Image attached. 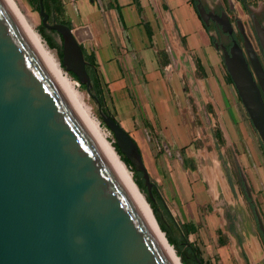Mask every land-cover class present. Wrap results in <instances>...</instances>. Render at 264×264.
Wrapping results in <instances>:
<instances>
[{"label":"water","instance_id":"1","mask_svg":"<svg viewBox=\"0 0 264 264\" xmlns=\"http://www.w3.org/2000/svg\"><path fill=\"white\" fill-rule=\"evenodd\" d=\"M196 8L206 24L210 17L229 24L225 13L200 1ZM40 13L63 38V65L91 90L82 45L89 28L49 23L44 0ZM246 47L253 71L236 44L224 63L264 143V68ZM100 111L152 195L137 142ZM0 264H180L145 197L10 0H0Z\"/></svg>","mask_w":264,"mask_h":264},{"label":"rangeland","instance_id":"2","mask_svg":"<svg viewBox=\"0 0 264 264\" xmlns=\"http://www.w3.org/2000/svg\"><path fill=\"white\" fill-rule=\"evenodd\" d=\"M15 1L49 51L59 60L62 69L71 78L84 103L100 121L104 133L116 149L115 134L101 115L100 109L105 108L96 98L93 87L88 90L87 85L77 80L63 65V38L59 32L43 24L40 1ZM224 1L223 4L214 1L209 4L224 6L233 17L243 21L250 20L248 11L264 10V0H249L247 4L250 10L242 6L243 2ZM190 2L196 10L195 3L192 0ZM46 11L50 15L49 23L68 21L62 10L57 9L52 13ZM208 46L210 52L206 53L205 58L209 65L212 64L216 76L222 77L230 86L228 91L224 90V96L227 100H235L240 120L233 116L230 108L225 116L217 111L215 99L212 98L215 95L209 81L205 79L203 67L199 68L201 60L196 54H190L188 59L193 65V82L183 79L181 83L183 92L197 94L195 98L187 96L181 109L183 124L180 125L191 138L187 146L179 147L167 141L162 136L160 124L151 125L147 116L141 113L142 110L136 116L119 114L112 92L104 82L109 109L116 114L119 123L140 148L154 183L152 195L142 172L132 165L127 166L149 203L160 229L182 262L185 258L187 264H198L196 258H203L204 264H264V237L253 209L255 205L264 220V143L229 78L221 52L215 49L210 37ZM129 93L131 100H134L137 92L131 90ZM240 171L252 189L250 198L247 197ZM188 223L194 224L197 231L188 233L184 225Z\"/></svg>","mask_w":264,"mask_h":264},{"label":"crops","instance_id":"3","mask_svg":"<svg viewBox=\"0 0 264 264\" xmlns=\"http://www.w3.org/2000/svg\"><path fill=\"white\" fill-rule=\"evenodd\" d=\"M62 1L72 28H89L91 37L82 45L89 55L94 54L119 114L136 116L142 110L151 125L160 124L167 141L187 146L191 138L180 125L181 109L187 96L197 94L183 92L181 83L183 79L193 82V65L188 59L196 54L215 95L217 111L225 116L230 108L240 120L235 100L224 96L230 86L216 76L205 58L210 52L209 37L190 0ZM131 90L137 92L134 100Z\"/></svg>","mask_w":264,"mask_h":264},{"label":"flooded vegetation","instance_id":"4","mask_svg":"<svg viewBox=\"0 0 264 264\" xmlns=\"http://www.w3.org/2000/svg\"><path fill=\"white\" fill-rule=\"evenodd\" d=\"M199 1L203 5H205L208 11L213 12L217 15H222L223 13H225L227 14L229 18L228 25H224L223 23H220L219 21L214 20L212 17L209 18L208 24H206L201 19V21L204 24V27L206 26L205 29L210 39L212 40V43L215 49L221 52L223 56V60H224V55L226 52H228L231 55L232 48L236 44L239 48H241L243 55L245 56L249 64L250 69L253 71V67H252V64H251V61L248 55L247 47H246V43H249V45H251L252 49L254 50L258 58L260 59L263 65V68H264V47H263L264 10H257V11L250 10L247 4L249 0H242V1L236 0L237 2H240V3L243 2L242 6L245 8L248 7V10H250L248 11L250 15V20L243 21L238 17H233L231 13L229 12V10L224 8V6H217V5L213 6L209 4V2L211 1H214V3L216 4H219V3L223 4L225 2L223 0H195V6ZM227 1L229 2L231 0H227ZM240 174L244 181V186L246 189L247 197L250 198L252 195V189L246 182V176L244 175V173L240 171ZM253 209H254V212L257 218L259 230L261 231L264 237V234L259 226L258 215H257V212L259 213V215H260V212L255 205H253Z\"/></svg>","mask_w":264,"mask_h":264},{"label":"bare ground","instance_id":"5","mask_svg":"<svg viewBox=\"0 0 264 264\" xmlns=\"http://www.w3.org/2000/svg\"><path fill=\"white\" fill-rule=\"evenodd\" d=\"M10 2L12 3V5L16 9V11L18 12V14L20 15V17L22 18V20L24 21V23L26 24L27 28L30 30V32L32 33V35L34 36V38L37 40V42L39 43V45L41 46V48L44 50V52L46 53V55L48 56V58L50 59V61L54 65V67L57 69V71L59 72V74L61 75V77L63 78V80L65 81V83L67 84V86L69 87V89L71 90V92L73 93V95L75 96V98L77 99V101L79 102V104L81 105V107L84 109V111L86 112V114L88 115V117L91 119V121L96 126V128L98 129V131L100 132V134L103 136V138L105 139V141L108 143V145L110 146V148L112 149V151L114 152V154L117 156V158L119 159V161L121 162V164L123 165V167L125 168V170L128 172V174L130 175V177L132 178V180L134 181V183L136 184V186L139 188V186L135 182V179H134L132 173L130 172V170H129L127 164H126V162L122 159V157L120 156V154L117 152V150L114 148V146L110 143L107 135L104 133L105 131H103V129H102V126H101L100 121L92 114L91 110L86 106V104L83 101V98H81V96H80L77 88L74 86L71 78L62 69V66H61V63L59 62V60L56 58V56L54 54H52L49 51V48L44 44V42H43L41 36L39 35V33H37V31L33 28V26L28 22V20L23 15V13L20 10L19 6L17 5L16 1L15 0H10ZM139 190H140V188H139ZM148 205H149V203H148ZM149 207H150V205H149ZM153 215H154V213H153ZM155 220H156V218H155ZM156 222H157V220H156ZM157 224H158V222H157ZM158 226H159V224H158ZM164 236H165V234H164ZM167 241H168V239H167ZM168 243H169V241H168ZM170 246H171L172 250L174 251L177 259L180 262V264H183L181 258L178 256V254H177L176 250L174 249V247L171 244H170Z\"/></svg>","mask_w":264,"mask_h":264},{"label":"trees","instance_id":"6","mask_svg":"<svg viewBox=\"0 0 264 264\" xmlns=\"http://www.w3.org/2000/svg\"><path fill=\"white\" fill-rule=\"evenodd\" d=\"M192 1H193V3H195V0H192ZM44 6H45V9L48 10V11H51V13L56 11L57 9L64 11V3H63L62 0H44ZM39 8H40V4H39ZM196 10H197V8H196ZM197 12H198V10H197ZM61 23L67 24V25H69L72 28V25H71V23L69 21H61ZM205 28H206V26H205ZM83 49H84V47H83ZM84 52H85L86 60L88 62L87 68H88V71H89L90 76H91L93 89L96 91V98L99 100L100 104L105 108V110L110 111L109 104H108V98L106 96V90L104 89V81H103V79H102V77H101V75L99 73L98 65L96 63L95 56H94V54H90L89 55L86 52L85 49H84ZM199 68H202L200 62H199ZM71 74L77 80H79L78 76L75 73L71 72ZM229 78H230L231 82L233 83V80H232L230 75H229ZM110 112H111V114H113V116L119 122V120L116 117V114L113 113L112 111H110ZM115 147L118 150V153L119 154L121 153L124 156V154L122 153V151H121L120 147L118 146L117 142L115 143ZM122 155H121V157H122ZM123 160L126 162V164L132 165L134 167L132 162L130 160H128L126 156H124ZM184 225L187 228V232L188 233L190 231H192V232L197 231V228L195 227L194 224L188 223V224H184ZM188 227L190 229H188ZM200 260H201L202 264H204L203 258H200ZM183 262L185 264H187L185 258H183ZM196 262L198 263V258H196Z\"/></svg>","mask_w":264,"mask_h":264}]
</instances>
